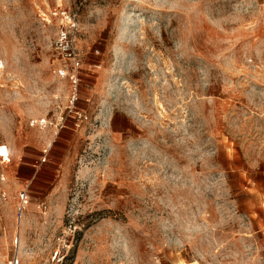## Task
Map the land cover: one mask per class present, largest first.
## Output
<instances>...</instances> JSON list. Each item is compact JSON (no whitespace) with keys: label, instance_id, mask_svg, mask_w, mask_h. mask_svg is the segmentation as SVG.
Listing matches in <instances>:
<instances>
[{"label":"rangeland","instance_id":"374dc122","mask_svg":"<svg viewBox=\"0 0 264 264\" xmlns=\"http://www.w3.org/2000/svg\"><path fill=\"white\" fill-rule=\"evenodd\" d=\"M0 143V264H264V0H0Z\"/></svg>","mask_w":264,"mask_h":264},{"label":"built area","instance_id":"2783aa9c","mask_svg":"<svg viewBox=\"0 0 264 264\" xmlns=\"http://www.w3.org/2000/svg\"><path fill=\"white\" fill-rule=\"evenodd\" d=\"M39 18L42 22L50 25L54 22L55 34L51 42V47L53 53L57 58L64 62H71L77 64L80 59V52L78 50V29H77V20L76 15L63 8H55L52 10L40 11ZM74 102V99L70 102L71 106ZM71 112V108L69 107ZM88 120V117L84 114L74 113L75 127H79L80 124L85 123ZM32 125L42 127L45 125L44 120L34 121ZM47 154V150H43V155ZM10 158V152L7 145L0 143V162L8 163ZM45 161V157L42 158L41 162ZM21 207L18 211L19 216L21 215L22 210L27 205L25 199V193L19 194ZM8 264H19L17 256L12 257Z\"/></svg>","mask_w":264,"mask_h":264},{"label":"crops","instance_id":"0c3cea01","mask_svg":"<svg viewBox=\"0 0 264 264\" xmlns=\"http://www.w3.org/2000/svg\"><path fill=\"white\" fill-rule=\"evenodd\" d=\"M7 143H8L10 146L14 144L13 141H9V142H7ZM8 147H9V146H8ZM24 165H26L28 168L31 167L30 163H27V164L24 163ZM26 178H27V177H26Z\"/></svg>","mask_w":264,"mask_h":264}]
</instances>
